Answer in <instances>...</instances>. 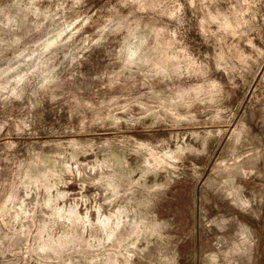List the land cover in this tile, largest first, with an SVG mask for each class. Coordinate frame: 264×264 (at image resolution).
<instances>
[{
  "label": "rangeland",
  "instance_id": "374dc122",
  "mask_svg": "<svg viewBox=\"0 0 264 264\" xmlns=\"http://www.w3.org/2000/svg\"><path fill=\"white\" fill-rule=\"evenodd\" d=\"M11 3L0 264H264V0Z\"/></svg>",
  "mask_w": 264,
  "mask_h": 264
},
{
  "label": "clouds",
  "instance_id": "9594fccd",
  "mask_svg": "<svg viewBox=\"0 0 264 264\" xmlns=\"http://www.w3.org/2000/svg\"><path fill=\"white\" fill-rule=\"evenodd\" d=\"M129 2V0H116L115 4H111L110 7L106 10L108 15L106 17L107 22L106 23H102L101 26L99 28H97V32L99 33V36L97 37L96 40L92 41V44H98L100 43L102 40L107 39V37L105 36V33L109 31V25L110 23L113 22V16L114 15H118V5L124 4L127 5V3ZM81 0H74L73 3V7H75L76 5L80 4ZM15 7V3L13 0V3L11 4H4L2 11L4 12H8L11 10V8ZM60 7H63V5H60ZM146 5L141 4L140 8L143 9L145 8ZM176 12L180 11V7H176L175 9ZM131 15V13H130ZM90 18V17H89ZM124 19H127L126 17H124ZM85 23H87V20L84 21ZM112 31H116V29H113ZM134 45L133 39H132V34L130 32V34L125 38V40L121 43L120 48L117 50V55L123 59L124 58V54L125 52H128V56L127 59L125 60V63H132L133 62V57L136 56L137 51H139V49L133 50V51H129V49H132ZM45 83H47V81H45ZM75 157H73L74 159ZM62 195H66L62 194ZM243 251V249H242Z\"/></svg>",
  "mask_w": 264,
  "mask_h": 264
},
{
  "label": "bare ground",
  "instance_id": "6f19581e",
  "mask_svg": "<svg viewBox=\"0 0 264 264\" xmlns=\"http://www.w3.org/2000/svg\"><path fill=\"white\" fill-rule=\"evenodd\" d=\"M108 219V218H107ZM103 220H105V219H103ZM101 222V221H100ZM105 223V222H104ZM105 225V224H104ZM103 226V225H102ZM104 227V226H103ZM109 235H110V233H109ZM111 235H113V234H111Z\"/></svg>",
  "mask_w": 264,
  "mask_h": 264
}]
</instances>
